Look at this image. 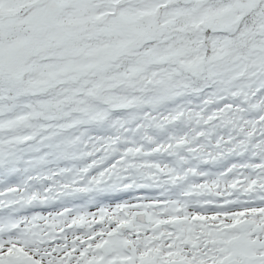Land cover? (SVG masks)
<instances>
[{
    "label": "snow or ice",
    "instance_id": "1",
    "mask_svg": "<svg viewBox=\"0 0 264 264\" xmlns=\"http://www.w3.org/2000/svg\"><path fill=\"white\" fill-rule=\"evenodd\" d=\"M0 264H264V0H0Z\"/></svg>",
    "mask_w": 264,
    "mask_h": 264
}]
</instances>
